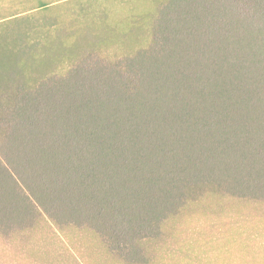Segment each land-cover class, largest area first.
I'll return each mask as SVG.
<instances>
[{"label": "trees", "instance_id": "16d2710c", "mask_svg": "<svg viewBox=\"0 0 264 264\" xmlns=\"http://www.w3.org/2000/svg\"><path fill=\"white\" fill-rule=\"evenodd\" d=\"M1 6V239L153 264L181 226L264 207V0Z\"/></svg>", "mask_w": 264, "mask_h": 264}, {"label": "rangeland", "instance_id": "374dc122", "mask_svg": "<svg viewBox=\"0 0 264 264\" xmlns=\"http://www.w3.org/2000/svg\"><path fill=\"white\" fill-rule=\"evenodd\" d=\"M9 1L0 0V7ZM234 210L238 213L181 226L176 233L181 241H170L153 264H264V207L244 204ZM76 241L83 245L93 264H110L88 237L79 234ZM51 251L49 240H41L39 258L52 259ZM33 253L31 244L21 247L0 238V264H39Z\"/></svg>", "mask_w": 264, "mask_h": 264}]
</instances>
